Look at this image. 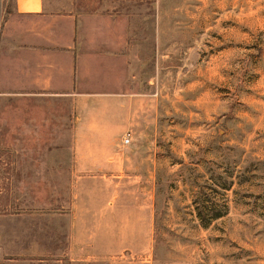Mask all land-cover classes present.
I'll use <instances>...</instances> for the list:
<instances>
[{
	"label": "rangeland",
	"instance_id": "374dc122",
	"mask_svg": "<svg viewBox=\"0 0 264 264\" xmlns=\"http://www.w3.org/2000/svg\"><path fill=\"white\" fill-rule=\"evenodd\" d=\"M58 1L130 20L135 101L36 97L0 69V264H264V0Z\"/></svg>",
	"mask_w": 264,
	"mask_h": 264
},
{
	"label": "crops",
	"instance_id": "0c3cea01",
	"mask_svg": "<svg viewBox=\"0 0 264 264\" xmlns=\"http://www.w3.org/2000/svg\"><path fill=\"white\" fill-rule=\"evenodd\" d=\"M54 7L57 0H14L0 42V69L9 68L10 86L19 88L26 81L29 95L74 104L91 97L131 105L128 40L123 28L122 33L116 28L130 20ZM5 255L0 245V261L11 262Z\"/></svg>",
	"mask_w": 264,
	"mask_h": 264
},
{
	"label": "trees",
	"instance_id": "16d2710c",
	"mask_svg": "<svg viewBox=\"0 0 264 264\" xmlns=\"http://www.w3.org/2000/svg\"><path fill=\"white\" fill-rule=\"evenodd\" d=\"M223 206H224V209H225L224 212H214L215 203L214 202L210 203V207L208 206V211L209 212H206V213L209 214L208 217L207 216H203V214L205 212H200L199 208H196V210H197L196 216H197L198 220L200 221V225L203 228H208V226L211 224V222H213V221H215L217 219H220L223 216H225L227 214L226 205L224 204Z\"/></svg>",
	"mask_w": 264,
	"mask_h": 264
},
{
	"label": "built area",
	"instance_id": "2783aa9c",
	"mask_svg": "<svg viewBox=\"0 0 264 264\" xmlns=\"http://www.w3.org/2000/svg\"><path fill=\"white\" fill-rule=\"evenodd\" d=\"M124 144H127V143H129V139H128V136H126L125 138H124Z\"/></svg>",
	"mask_w": 264,
	"mask_h": 264
}]
</instances>
